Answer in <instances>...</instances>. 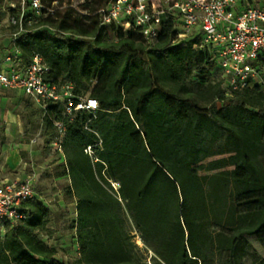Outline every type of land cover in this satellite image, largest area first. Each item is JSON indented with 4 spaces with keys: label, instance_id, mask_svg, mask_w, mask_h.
Returning a JSON list of instances; mask_svg holds the SVG:
<instances>
[{
    "label": "trees",
    "instance_id": "trees-1",
    "mask_svg": "<svg viewBox=\"0 0 264 264\" xmlns=\"http://www.w3.org/2000/svg\"><path fill=\"white\" fill-rule=\"evenodd\" d=\"M11 1L0 0L16 15ZM110 1L43 0L44 14L28 11L26 30L10 35L17 69L38 53L52 82L71 85L75 95L88 91L99 109L71 119L62 116L64 103L50 104L46 115L34 110L44 115L47 145L56 139L54 120L67 123L56 176L68 177L79 198L81 257L59 260L40 236L53 232L50 210L35 196L23 205L26 218L0 234V264H147L124 228L123 209L143 245L154 246V264L217 257L242 264L248 256L264 264L250 241L264 240V83L229 93L209 51L195 48V39L175 43L172 16L148 41L134 27L101 24ZM30 123L32 136L41 124Z\"/></svg>",
    "mask_w": 264,
    "mask_h": 264
},
{
    "label": "built area",
    "instance_id": "built-area-1",
    "mask_svg": "<svg viewBox=\"0 0 264 264\" xmlns=\"http://www.w3.org/2000/svg\"><path fill=\"white\" fill-rule=\"evenodd\" d=\"M16 15H9L16 39L26 30L28 11L33 16L44 14L43 0H13ZM101 24L121 26L124 30L138 29L151 41L172 16L176 42L195 39L194 47L209 51L222 71L224 86L229 93L254 83H264V4L259 0H113L100 10ZM31 18V16H30ZM19 51H16L18 54ZM12 57L0 67V87L23 92L47 114L50 104L64 103L62 116L72 118L77 111L92 114L99 109L95 98L75 95L71 85L61 86L49 79L50 68L40 54H35L24 69H17ZM56 139L53 146L62 152L61 140L67 129L66 121L54 120ZM94 161L91 145L85 148ZM117 188L118 184L113 183ZM35 184L31 179L9 178L0 172V234L26 218L23 205L34 198ZM136 234V243L143 247ZM147 264H152L151 258Z\"/></svg>",
    "mask_w": 264,
    "mask_h": 264
},
{
    "label": "rangeland",
    "instance_id": "rangeland-1",
    "mask_svg": "<svg viewBox=\"0 0 264 264\" xmlns=\"http://www.w3.org/2000/svg\"><path fill=\"white\" fill-rule=\"evenodd\" d=\"M80 2L82 0H72L74 6ZM259 3L264 4V0H259ZM55 5L53 3L51 7ZM5 7L6 2H0V67L13 52L10 35L15 30L9 23L10 16ZM117 34L113 31L110 40H117ZM20 94L0 90V172L9 178L33 180L36 195L50 210L49 229L53 232L52 236L46 232H41L40 236L57 247L56 257L59 260L73 262L81 257L77 230L79 198L70 195L68 177L56 176L64 155L55 146L46 144L49 131L44 115L36 113V104H32L23 92ZM82 96L88 97L89 92L85 91ZM30 121L41 124L32 136L29 132ZM121 215L125 230L136 241L131 213L123 209ZM250 241L253 250L264 258V240L250 238ZM154 250V246H143L136 253L142 263L151 258L154 264ZM219 263L220 258L217 257L214 264ZM242 264H253V259L248 256Z\"/></svg>",
    "mask_w": 264,
    "mask_h": 264
},
{
    "label": "crops",
    "instance_id": "crops-1",
    "mask_svg": "<svg viewBox=\"0 0 264 264\" xmlns=\"http://www.w3.org/2000/svg\"><path fill=\"white\" fill-rule=\"evenodd\" d=\"M3 65H6V63L5 64H1V66H3ZM1 89H3V90H8V91H13V92H16L17 94H20V92L19 91H15V90H10V89H6V88H3V87H0V90ZM21 95V94H20ZM26 98H27V96H25Z\"/></svg>",
    "mask_w": 264,
    "mask_h": 264
}]
</instances>
